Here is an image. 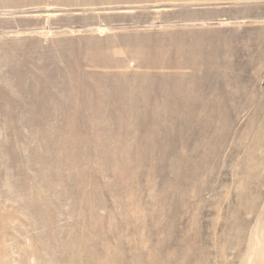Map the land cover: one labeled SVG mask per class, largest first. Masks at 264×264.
Instances as JSON below:
<instances>
[{"label": "rangeland", "instance_id": "rangeland-1", "mask_svg": "<svg viewBox=\"0 0 264 264\" xmlns=\"http://www.w3.org/2000/svg\"><path fill=\"white\" fill-rule=\"evenodd\" d=\"M0 264H264V0H0Z\"/></svg>", "mask_w": 264, "mask_h": 264}, {"label": "bare ground", "instance_id": "bare-ground-1", "mask_svg": "<svg viewBox=\"0 0 264 264\" xmlns=\"http://www.w3.org/2000/svg\"><path fill=\"white\" fill-rule=\"evenodd\" d=\"M130 65V64H129ZM108 68V67H107ZM120 68V67H119ZM111 69V68H110ZM110 71V70H109ZM106 90V89H105Z\"/></svg>", "mask_w": 264, "mask_h": 264}]
</instances>
